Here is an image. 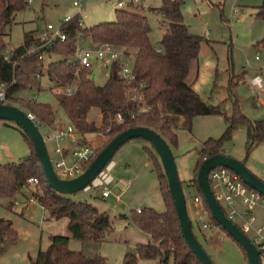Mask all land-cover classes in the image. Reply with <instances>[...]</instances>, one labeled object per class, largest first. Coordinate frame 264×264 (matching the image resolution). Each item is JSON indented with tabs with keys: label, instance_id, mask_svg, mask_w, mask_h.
<instances>
[{
	"label": "trees",
	"instance_id": "16d2710c",
	"mask_svg": "<svg viewBox=\"0 0 264 264\" xmlns=\"http://www.w3.org/2000/svg\"><path fill=\"white\" fill-rule=\"evenodd\" d=\"M182 4L183 0H163L159 12L167 27L159 45L151 41L150 21L142 8H121L116 10L115 20L100 22L91 27L80 24V16L76 14L73 19L61 24L62 31L67 35L65 40L55 39L46 44L38 35V30L25 31L23 42L11 49L8 58H5L6 37L15 15L29 6V2L0 0V84L5 85L7 104L25 113L35 114L43 128L55 126L57 110L50 103L24 99L17 96V93L33 87L35 74H44V62L39 56L56 54V59L48 63L46 74L54 87L76 85V90L70 95L56 93L58 103L71 124L82 138L90 133L108 135L104 144L96 148L91 162L116 135L131 127H148L162 135L167 142L177 144L176 130H191L195 116L225 114L220 104L205 100L194 87L199 76L201 45L209 40L190 31L184 22ZM258 9V15L264 18V3ZM80 37L90 38L97 44L110 43L122 49L131 59L134 80L128 84L120 78L121 64L114 62L107 81L103 85L96 83L92 69L82 67L74 59ZM257 45L264 46V38ZM33 47L38 50L30 52ZM237 84L232 78L229 87V98L233 103L232 115L228 118L230 126L221 138H210L204 143L196 170L198 167L200 169L206 158L224 153V141L232 136L233 129L240 124L248 127V153L264 139V119L251 120L244 113L240 97L235 92ZM134 95L136 98H133ZM93 107H98L102 113L100 125L88 120ZM118 114L123 117L122 122L118 121ZM20 132L29 144L31 154L17 161L0 163V200L6 199L11 204L15 197L26 199L30 195L25 189H31L27 180L37 177L39 182L34 186L36 190H31V195L45 209L47 219L68 218L70 233L52 234L48 248L40 249L36 257L29 255L31 263L105 264V257L71 249L69 242L72 237L96 243L109 239L114 231L109 214L90 202L76 200L54 189L46 177L31 138L22 130ZM79 142L85 144L82 140ZM159 178L167 209L157 212L147 207L133 212L135 224L151 239L139 242L134 251H127L122 264H141L143 260H156L160 264H202L182 233L165 170ZM191 183L197 187L211 219L226 231L214 219L199 187L198 178L191 179ZM17 239L11 221L0 218V246L14 244ZM260 253L262 264L263 252Z\"/></svg>",
	"mask_w": 264,
	"mask_h": 264
},
{
	"label": "rangeland",
	"instance_id": "374dc122",
	"mask_svg": "<svg viewBox=\"0 0 264 264\" xmlns=\"http://www.w3.org/2000/svg\"><path fill=\"white\" fill-rule=\"evenodd\" d=\"M150 3L156 6L155 9L150 6L142 9V12L150 21L151 41L159 45L167 27L159 12L163 0H151ZM263 3L264 0H183L182 4L184 22L190 31L209 40L201 45L199 76L194 87L205 100L215 105L220 104L225 114L195 116L192 129H177V144L168 143L182 181L193 232L215 264H243L242 251L238 247L240 245L211 219L208 212L201 216L196 212V192L191 185V179L197 178L199 167L196 170V166L204 143L210 138H221L230 126L228 118L232 115L233 103L229 98V87L232 78L238 83L235 85V92L240 97L244 113L251 120L264 119V89L257 93L247 81V77L251 78L261 72L264 79V46L257 45L264 38V18L258 15V7ZM42 6L44 12L41 10ZM117 9H121L117 6V0H88L83 11L84 24L91 27L100 22L113 21ZM77 11L74 0H34L15 15L6 37L5 54L23 42L25 31L38 25L41 26L38 35H41L46 24L52 23L56 28L66 17L73 16ZM84 38L86 46L95 47L97 44L90 38ZM257 53L260 55L259 60L255 59ZM49 57L56 58L57 55L45 54V75L36 79L31 89H24L17 96L50 103L57 110V117L66 121L65 111L57 100L56 87L46 74ZM107 70L102 61L94 65L92 76L96 83L103 85L107 81ZM238 77L241 79H237ZM88 115L91 122L101 124L102 116L98 107H93ZM50 128L45 126L41 131L47 134L53 130ZM20 131L21 128L14 122L0 120V163L17 161L31 154V148ZM87 135L85 138L78 135V139L95 148L101 147L108 138V135L102 133H94L89 136L90 139ZM247 141L248 127L240 124L233 129L232 136L224 141L223 152L242 162L252 173L264 180V139L249 153ZM46 145L51 157L55 159V143L47 142ZM112 161L116 162V167L112 170L115 179L131 181L130 188L120 200L115 194L102 197L101 191L94 189H82L68 195L76 200L90 202L101 211L107 212L114 231L109 239L101 243L84 242L72 237L69 247L92 256L100 254L105 257V264H122L127 251H134L139 242L150 240L149 235L135 224L133 212L147 207L157 212L167 209L159 178L160 173L164 174V168L155 147L144 138L127 141L115 152ZM31 190H36L34 185L30 190L25 189V192L31 195ZM255 214L258 224L260 220L264 225V208H256ZM47 216L39 202L30 203L20 197L19 204H8L6 199L0 200V218L9 219L18 236L14 244L0 246V264H32L29 255L36 257L40 249L48 248L52 234L70 235L68 218L49 220ZM204 223L208 224L207 228L203 227ZM260 251L263 252L264 264V247ZM155 262L160 264L159 261ZM141 264L155 263L146 260Z\"/></svg>",
	"mask_w": 264,
	"mask_h": 264
},
{
	"label": "built area",
	"instance_id": "2783aa9c",
	"mask_svg": "<svg viewBox=\"0 0 264 264\" xmlns=\"http://www.w3.org/2000/svg\"><path fill=\"white\" fill-rule=\"evenodd\" d=\"M33 1L34 0H27L29 5H31ZM87 1L88 0H74V6L78 8L76 14L80 16L79 21L82 25H85L83 11ZM150 1L151 0H117V6L120 8L140 7L142 9H147L150 7ZM75 15L66 17L63 22L70 21ZM61 24L56 28L52 23L46 24V29L39 36L42 40L46 41V44L55 39L65 40L67 35L62 31ZM84 40V37H80L76 54L74 56V59L82 67L92 69L94 65L102 61L108 68L106 74L109 76L112 64L114 62H119L121 64V70L119 73L120 78L128 84L134 80L131 60L125 55L122 49H119L110 43H99L96 44L95 47H88L84 45ZM37 50L36 47H33L30 52H36ZM9 51L5 54V58H8ZM44 56L45 54H41L39 57L40 59H44ZM255 58H260L259 53L256 54ZM247 81L251 87L257 90V93L264 89V79L261 74H256L251 78L247 77ZM75 90L76 85H70L65 88L56 87L57 94L66 93L70 95L74 93ZM133 98H136V95H134ZM3 104H7L5 85L0 84V105ZM25 114L35 122L40 130L43 128L42 122L35 114L31 112ZM117 118L118 121H123L121 114H118ZM42 134L46 143H55L54 152L56 157L55 159H53L51 155L50 157L56 175L62 180H72L79 176L85 171L86 166L91 162L95 155L96 148L91 144H76L66 153L64 142L68 138L75 141L78 139L79 135L73 124H70L65 128L52 130L47 134L42 132ZM112 163H114V161H111L105 166L97 177L85 187V190H100L102 197H109L110 195L115 194L116 198L120 200L124 193L130 188L131 181L123 178L115 179L112 174V170L114 169ZM208 178L213 194L226 217L241 231L247 234L259 250L263 248L264 225L258 224L255 209L258 207L264 208V195L256 189L249 187L239 174L226 166H216L209 172ZM27 182H29L31 186H35L39 180L37 177H31ZM25 200L30 203H38V200L32 195L27 196ZM194 203L196 205V212L199 213L200 216L202 213H207V209L203 204V198L201 196H194ZM8 204H10V201H8ZM11 204H19V198H13ZM240 206H244L245 210H241ZM140 210L141 208L138 209V211ZM203 227H208V224L204 223Z\"/></svg>",
	"mask_w": 264,
	"mask_h": 264
},
{
	"label": "water",
	"instance_id": "95a60500",
	"mask_svg": "<svg viewBox=\"0 0 264 264\" xmlns=\"http://www.w3.org/2000/svg\"><path fill=\"white\" fill-rule=\"evenodd\" d=\"M0 120L14 122L31 138L50 185L64 194H71L85 189L103 168L112 161L115 152L127 141L133 138H144L148 140L155 147L162 161L184 238L202 264H215L193 232L175 157L167 140L158 132L145 126L128 128L116 135L79 176L72 180H62L54 171L50 153L40 128L32 119L26 116L24 111L11 104L0 105ZM220 165L234 170L247 185L263 195L264 182L250 172L242 162L224 153L215 154L206 158L200 166L197 177L199 187L214 219L245 250L249 264H261L260 250L247 234L241 231L226 217L213 194L208 176L213 168Z\"/></svg>",
	"mask_w": 264,
	"mask_h": 264
},
{
	"label": "crops",
	"instance_id": "0c3cea01",
	"mask_svg": "<svg viewBox=\"0 0 264 264\" xmlns=\"http://www.w3.org/2000/svg\"><path fill=\"white\" fill-rule=\"evenodd\" d=\"M34 2V1H33ZM150 6H152L151 8H154V7H156L154 4L153 5H151V3H150ZM155 9V8H154ZM43 12H44V8H43V6H42V9H41ZM78 12V11H77ZM77 12H75L74 13V15L77 13ZM42 19H44V16H43V18ZM36 21V20H35ZM38 30V34L41 32V26H36V28H31V30ZM21 44V43H20ZM19 44V45H20ZM19 45H17V46H19ZM16 46V47H17ZM88 46V45H87ZM89 47V46H88ZM260 56V55H259ZM53 59H56V58H48V62H47V64L50 62V60H53ZM256 59V58H255ZM260 59V58H259ZM259 59H256V60H259ZM245 73H247L246 71H245ZM259 74H261L262 75V72L261 73H259ZM43 75H45V73L44 74H35V78L36 79H39V78H41ZM18 94V93H17ZM255 98V97H254ZM261 99V98H260ZM262 102L264 103V101L262 100ZM101 112V111H100ZM66 114V113H65ZM89 116V115H88ZM101 116H102V113H101ZM66 117L67 118H65V120L66 121H64L63 119H59L58 117L56 118V124H55V126L53 127V128H50V129H53V130H56V129H59V128H65L66 126H68V125H70L71 124V121H70V119L68 118V116H67V114H66ZM88 120L89 121H91L90 119H89V117H88ZM99 123V122H98ZM92 134H94V133H90L89 135H87V137L89 138V136L90 135H92ZM90 139V138H89ZM80 139H77V140H75V141H73L72 139H70V138H68L65 142H64V146H65V151H66V153L67 152H69V150L72 148V147H74L76 144H80ZM114 167H116V162L114 161ZM249 170V169H248ZM250 171V170H249ZM251 172V171H250ZM254 174V173H253ZM255 175V174H254ZM255 176H257V175H255ZM258 177V176H257ZM259 179H261L260 177H258ZM263 182H264V180L263 179H261ZM191 185L195 188V196L196 195H199V192H198V189H197V187L196 186H194L193 185V183H191ZM194 206L196 207V205H195V203H194ZM240 209L241 210H245V207L244 206H240ZM189 214V213H188ZM189 217H190V214H189ZM191 218V217H190ZM257 221H258V218H257ZM259 224H262L261 222H260V220H259ZM207 228V227H206ZM149 238L148 239H151V237H150V235L148 236ZM239 247V249H241L240 251H242V255H243V259H244V261H243V264H249V260H248V258H247V256H245V253H244V251L242 250V248L240 247V246H238ZM246 259V260H245ZM143 261H146V260H143ZM143 261H141V263L143 262ZM152 261V260H151ZM152 262H154L155 264H158V263H156L155 261H152Z\"/></svg>",
	"mask_w": 264,
	"mask_h": 264
},
{
	"label": "bare ground",
	"instance_id": "6f19581e",
	"mask_svg": "<svg viewBox=\"0 0 264 264\" xmlns=\"http://www.w3.org/2000/svg\"><path fill=\"white\" fill-rule=\"evenodd\" d=\"M112 165H114V163H112Z\"/></svg>",
	"mask_w": 264,
	"mask_h": 264
}]
</instances>
